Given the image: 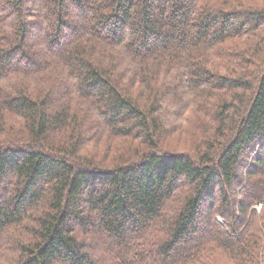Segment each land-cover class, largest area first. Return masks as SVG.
Instances as JSON below:
<instances>
[{
    "label": "trees",
    "instance_id": "trees-1",
    "mask_svg": "<svg viewBox=\"0 0 264 264\" xmlns=\"http://www.w3.org/2000/svg\"><path fill=\"white\" fill-rule=\"evenodd\" d=\"M1 254L264 264V0H0Z\"/></svg>",
    "mask_w": 264,
    "mask_h": 264
},
{
    "label": "rangeland",
    "instance_id": "rangeland-1",
    "mask_svg": "<svg viewBox=\"0 0 264 264\" xmlns=\"http://www.w3.org/2000/svg\"><path fill=\"white\" fill-rule=\"evenodd\" d=\"M174 131H175V129H174ZM176 132V131H175ZM178 135V134H177ZM164 136V135H163ZM181 141H183L184 140V134L181 136ZM94 235V238H96L97 237V235L96 234H93ZM92 235V236H93ZM93 238V237H92ZM4 240V239H3ZM3 240H2V244H4L3 243ZM6 259H8V261H9V259H10V257L8 258L7 256H5V255H0V264H4V262H6ZM101 259H99V261H97V264H101V261H100ZM8 261H7V264H8Z\"/></svg>",
    "mask_w": 264,
    "mask_h": 264
}]
</instances>
